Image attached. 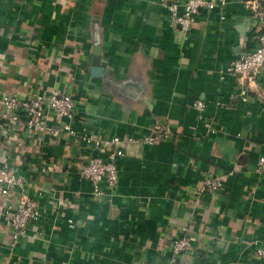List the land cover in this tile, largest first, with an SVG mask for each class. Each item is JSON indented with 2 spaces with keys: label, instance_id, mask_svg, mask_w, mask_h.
I'll return each instance as SVG.
<instances>
[{
  "label": "crops",
  "instance_id": "obj_1",
  "mask_svg": "<svg viewBox=\"0 0 264 264\" xmlns=\"http://www.w3.org/2000/svg\"><path fill=\"white\" fill-rule=\"evenodd\" d=\"M184 2L0 0V92H70L79 133L138 139L117 160L113 196L99 199L79 173L92 145L21 132L9 157L41 216L12 247L0 196V264H264V70L246 90L226 70L256 46L259 23L228 0L225 18L202 9L184 34L170 10ZM96 46L101 77L88 61ZM213 175L223 187L200 192ZM183 235L191 244L175 255Z\"/></svg>",
  "mask_w": 264,
  "mask_h": 264
},
{
  "label": "built area",
  "instance_id": "obj_2",
  "mask_svg": "<svg viewBox=\"0 0 264 264\" xmlns=\"http://www.w3.org/2000/svg\"><path fill=\"white\" fill-rule=\"evenodd\" d=\"M239 1L258 20L257 46L253 51L232 60L226 70L234 74L241 89L246 90L249 84L258 80L264 70V0ZM227 3L228 0H185L182 11H179L177 4H172L170 10L173 24L180 25L181 31L188 34L196 24L202 9L217 10L221 17L225 18L223 10ZM234 97L240 99L242 96L237 93ZM78 105L79 101L67 91L36 90L25 98L17 93L0 92V132L4 138L0 155V196L12 247L26 235L30 224L38 221L41 216L40 202L32 195L29 180L20 170V164L9 157V152L16 146L21 132L26 130L33 138L38 134H49L53 138H59L61 135L74 136L77 141L87 146L92 145L95 154L90 155L88 161L80 165V175L91 182L92 192L96 198H109L117 188L119 182L117 160L124 156L127 147L136 143L138 139L132 137L124 139L118 136L101 138L93 133H79L74 127L79 111ZM192 105L200 112L206 107L205 101L201 99ZM50 120L56 122L50 124ZM206 125L208 130L215 129L212 122ZM45 168L52 169L53 166L47 164ZM257 172L264 173V156L258 160ZM222 187V177L213 175L205 178L198 189L200 192H216ZM16 191L19 193L17 196ZM69 222L71 226H75L73 219H69ZM36 236L35 232L33 237ZM190 244L191 240L186 235L178 237L172 243V251L178 255ZM263 252L259 250V253Z\"/></svg>",
  "mask_w": 264,
  "mask_h": 264
},
{
  "label": "water",
  "instance_id": "obj_3",
  "mask_svg": "<svg viewBox=\"0 0 264 264\" xmlns=\"http://www.w3.org/2000/svg\"><path fill=\"white\" fill-rule=\"evenodd\" d=\"M256 42H257V40H256ZM256 46H257V43H256ZM256 46L245 50L240 55H243L245 53H249V52L253 51L256 48ZM88 61H89V64L91 66L90 67L91 75L93 77L103 76V74L105 73L106 58H104L102 56L98 46H96V48H94L93 53H91V55L89 56Z\"/></svg>",
  "mask_w": 264,
  "mask_h": 264
},
{
  "label": "rangeland",
  "instance_id": "obj_4",
  "mask_svg": "<svg viewBox=\"0 0 264 264\" xmlns=\"http://www.w3.org/2000/svg\"><path fill=\"white\" fill-rule=\"evenodd\" d=\"M183 236H184V235H183ZM186 237H187L188 239L190 238L188 235H186ZM188 248H189V247H188ZM188 248H187L186 250L182 251L181 253H184L185 251H187Z\"/></svg>",
  "mask_w": 264,
  "mask_h": 264
}]
</instances>
